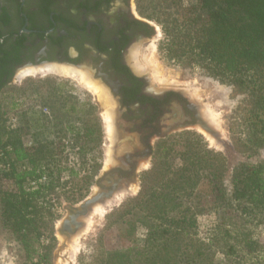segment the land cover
<instances>
[{
	"label": "trees",
	"instance_id": "16d2710c",
	"mask_svg": "<svg viewBox=\"0 0 264 264\" xmlns=\"http://www.w3.org/2000/svg\"><path fill=\"white\" fill-rule=\"evenodd\" d=\"M135 2L161 28V59L199 69L242 97L228 130L235 148L257 159L231 168L197 131L163 136L139 193L107 214L89 264H222L219 255L228 264H264V240L248 227L257 218L264 223V0ZM58 83L27 80L20 97L30 91L39 100L24 108L12 97L20 114L14 127L0 107V219L34 264H53L59 207L84 200L103 166L96 103ZM208 212L217 222L203 235L199 216ZM109 231L119 243L106 248Z\"/></svg>",
	"mask_w": 264,
	"mask_h": 264
},
{
	"label": "flooded vegetation",
	"instance_id": "af4514ba",
	"mask_svg": "<svg viewBox=\"0 0 264 264\" xmlns=\"http://www.w3.org/2000/svg\"><path fill=\"white\" fill-rule=\"evenodd\" d=\"M155 31L156 23L134 15L131 0H0V96L22 68L57 63L87 70L116 101L117 141L128 146L119 153V175L130 182L153 156V141L180 124L174 113L193 115L180 89H154L132 64V47Z\"/></svg>",
	"mask_w": 264,
	"mask_h": 264
},
{
	"label": "rangeland",
	"instance_id": "374dc122",
	"mask_svg": "<svg viewBox=\"0 0 264 264\" xmlns=\"http://www.w3.org/2000/svg\"><path fill=\"white\" fill-rule=\"evenodd\" d=\"M131 10L133 11L136 17L144 20H148L140 15L135 0H131ZM152 22L156 23L154 21ZM156 26H157V31H155L153 37H151L149 40H146L144 42L137 43L132 47L130 51V58L132 60V64L134 65V61H133L134 57L132 52L136 48H139V50L143 51L147 49L148 46L153 42L155 44V49H154L155 55L153 56L157 65L162 71V75L171 79H176L180 83L190 86L189 89L196 90L197 94H191L190 91L185 86L161 87L159 83L154 80L150 72H143L148 77L149 85L154 89H161V90L180 89L182 95L187 96L191 101L198 103L200 110L202 106L208 105L213 111H215L218 114L219 126L217 125V127H215L211 125L217 131V136H213L207 133L199 126L188 128V130H194L201 133L205 137L211 148L223 152L228 157L229 165L231 168H233L235 165H237L240 162L255 161L257 159V156L250 155L248 151L242 152L235 148L231 140L230 132L228 130V119L232 113V110L239 103L242 97L237 96L235 93H233L231 86L220 83L219 81L205 75L199 69L190 70L177 65H168L167 61L165 59H161V57L158 54L157 46L162 37V33H161V28L157 23ZM48 77L56 79L57 82H59L58 84H62V87L65 90H68L72 95L77 97L80 101H82L84 98L87 97L91 98L92 101L96 103L97 114H99L102 119V125L104 130V139L102 144L103 166L102 169L99 171V173L94 177V181L90 188L89 194L85 198L87 199L95 191V189L96 190L98 189L97 183L100 181L101 175L105 171L110 169L112 166L116 165L115 163L112 166H109V168L108 167L106 168L105 165L107 159L106 156L108 155L110 149L117 152L119 150L121 151V149L128 150V146H126L127 144L124 143L122 146H117L116 148V143L112 144V138L110 133L108 132L109 123L106 115L108 105H105L103 103V100L99 98L98 94L93 89L88 87L85 83L83 84V82L79 81V79L72 78L66 75L47 74V75H36V76L30 75L24 77L16 76L11 81V84H8L5 87L3 95L0 96L1 111L7 112V114H5V118L8 126L14 127L17 124L20 116L19 111L12 109V102L14 101L12 100V97H14V99L22 98L23 102H25V104L23 105L24 108L31 106L32 104L37 105V102L35 100L36 99L39 100L36 94L31 93L30 91L27 92L28 94L27 96L20 97L21 96L20 87L24 85V83L29 79H41ZM32 98L35 100L32 101L31 100ZM44 111L47 112V109L44 108ZM180 111H182L181 108ZM119 131L120 130L117 129V132L120 135ZM159 140L160 139H155L153 141L154 148L156 144L159 142ZM212 140L215 141V144L211 142ZM97 155L98 153L96 150L90 153L91 157L94 156L97 157ZM152 162H153V156L149 158L147 161H144L142 166L141 163L139 164L137 169V174L135 175V179L130 181L131 184L132 183L135 184L136 182L139 183V184L136 183L138 185V189H137L138 191H136L133 194L131 193L132 195L129 194L125 196L123 200L117 201L113 205L108 207L103 213L102 221H100L101 223L99 222L96 226L92 228L89 227L87 228V218L94 212L92 210H91L92 212L87 217L84 218V220L86 221V226L82 231L83 232L82 235L78 238L80 242V247L77 252L74 251V247L72 245L73 243L71 241L74 240V238L78 235V233L71 238L70 242H67V246L65 247H63L65 239H63V236L59 233L61 222L68 214L67 205L73 204L67 201L63 202V205L58 209L60 219L56 221V236L58 238V245L53 253V264H89L91 262L92 256L97 254L99 248L97 237L100 234V232L104 230V227L106 225L107 214L110 213L113 209L120 206L126 199L133 197L139 193L141 189V180H140L141 174L142 172L151 168ZM144 164L146 166H144ZM125 184L126 183H123L121 186ZM9 185L10 183L6 184L7 187H10ZM84 200H82L81 202H83ZM81 202L77 204H80ZM77 204H73V205H77ZM94 216L95 215H93V217ZM258 221L259 218H257L256 220H252L250 223H248V227H251L253 230H255L257 234H260L264 240V223H259ZM216 222H217V216L214 212L201 214L199 216L201 233L204 235L206 231L209 228H212ZM145 232L146 231L144 227L139 228L138 231L139 237L143 238ZM105 237L106 238L104 240V247L106 248H111L119 243V240L110 231L106 233ZM80 256L84 258L82 263L81 261L79 262ZM219 259L222 262V264H228L223 260L221 255H219ZM0 264H34L32 260L27 258L26 252L24 251L23 247L16 239V236L11 231L3 227L1 223V219H0ZM36 264H41V261H37ZM244 264H251V263L246 262Z\"/></svg>",
	"mask_w": 264,
	"mask_h": 264
},
{
	"label": "bare ground",
	"instance_id": "6f19581e",
	"mask_svg": "<svg viewBox=\"0 0 264 264\" xmlns=\"http://www.w3.org/2000/svg\"><path fill=\"white\" fill-rule=\"evenodd\" d=\"M154 49H155V44L152 42L148 46L147 49L141 51V50H139V48H136L132 52L133 57H134L133 61H134L135 69L140 73L150 72L152 74L154 80L156 82H158L161 87H164V86H175V87L176 86H185L190 91L191 94H197L196 90L189 89L190 86H188L186 84H182L179 81H177L176 79H171V78H168V77H165L162 75V71L159 68V66L157 65V63L154 59V56H153V55H155ZM47 74H59V75L70 76L72 78H77V79H79V81L83 82V84L85 83L88 87L93 89L98 94L99 98L103 100V103L105 105H108V107H107L108 109L106 111L107 120L109 123L108 132L111 135L112 144L116 143V141L119 138V133L117 132L116 122H115V120H116V102H115V99L112 97V95L109 93V90H107V88L99 85L93 79L92 75L87 70L84 71V70L77 69V68H74L71 66H67L64 64H57V63H44V64L38 65V66L27 67V68L19 71L18 77H24V76H30V75H35V76L36 75H47ZM191 88H193V87H191ZM201 114H202L203 118L210 125H213L215 127H217V125L219 126L218 114L215 111H213L208 105L202 106ZM211 142L213 144H215L214 140H212ZM120 152H121L120 150L116 152V151L110 149L108 155L106 156L107 157L106 164H105L106 168L107 167L109 168V166H112L113 164H115V162H117V156L119 155ZM142 164H143V161L141 163V166H142ZM144 166H146V165L144 164ZM123 183H126V184L121 186L111 198L100 201L93 206L94 208L92 209V211H94V212L87 218V228L88 227L92 228V227L96 226L100 221H102L103 213L108 207H110L111 205H113L117 201L123 200V198L125 196H127L131 193L133 194L136 191H138L137 190L138 189L137 184H139V183L136 182L137 184L136 183L131 184L130 182H126V181H124ZM123 183H121V185ZM95 191H97V190L95 189ZM93 215H95V216L93 217ZM84 222H85V226H86V221L84 220ZM85 226L79 230L78 235L74 238L73 241H71L73 243L72 245L74 247L75 252H77L79 247H80V242H79L78 238L82 235V233H83L82 231L85 228ZM63 239H64V237H63Z\"/></svg>",
	"mask_w": 264,
	"mask_h": 264
},
{
	"label": "water",
	"instance_id": "95a60500",
	"mask_svg": "<svg viewBox=\"0 0 264 264\" xmlns=\"http://www.w3.org/2000/svg\"><path fill=\"white\" fill-rule=\"evenodd\" d=\"M186 107L193 114L191 118L185 116V113L183 111L174 113L173 117L176 118V121L180 120V124L169 128L164 135L199 126L207 133L213 136H217V131L203 118L201 111L196 103L190 101ZM116 142L117 148V146L121 145L122 140ZM115 163L116 165L112 166L101 175L100 181L97 183V191H94L87 199H85L80 204L67 205L68 214L62 220L61 227L59 229V233L65 239L63 247L67 246V242H70L71 238L85 226L84 218L91 212L93 206L100 201L111 198L121 187V183L125 181V178L119 175V173L121 171H124L125 168L124 159L121 156H117V162ZM136 174L137 169L135 170V175Z\"/></svg>",
	"mask_w": 264,
	"mask_h": 264
},
{
	"label": "built area",
	"instance_id": "2783aa9c",
	"mask_svg": "<svg viewBox=\"0 0 264 264\" xmlns=\"http://www.w3.org/2000/svg\"><path fill=\"white\" fill-rule=\"evenodd\" d=\"M41 264H45V263L41 262Z\"/></svg>",
	"mask_w": 264,
	"mask_h": 264
},
{
	"label": "crops",
	"instance_id": "0c3cea01",
	"mask_svg": "<svg viewBox=\"0 0 264 264\" xmlns=\"http://www.w3.org/2000/svg\"><path fill=\"white\" fill-rule=\"evenodd\" d=\"M74 256V255H73Z\"/></svg>",
	"mask_w": 264,
	"mask_h": 264
}]
</instances>
